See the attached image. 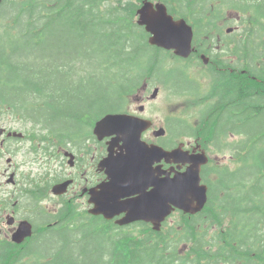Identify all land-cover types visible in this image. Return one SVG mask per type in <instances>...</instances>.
I'll return each instance as SVG.
<instances>
[{"label":"trees","instance_id":"1","mask_svg":"<svg viewBox=\"0 0 264 264\" xmlns=\"http://www.w3.org/2000/svg\"><path fill=\"white\" fill-rule=\"evenodd\" d=\"M185 1L169 0L170 11L194 26L197 53H204L206 44L224 34L225 25L232 22L227 17L236 15L240 24L233 47L227 43L222 48L237 56L233 71L213 73L209 93L191 96L195 105L204 106L203 112L195 122L178 117L182 119L178 128L196 133L222 155L233 147L244 149L251 141V149L241 160L251 168L249 193L235 200L230 194L219 199L217 189L229 187L235 176L230 173L221 184L209 180L213 190L206 214L183 220L185 235L174 233L179 242H167L169 231L157 232L154 239L145 224L141 227L147 235L139 242L101 217L88 214L73 222L76 210L65 206L62 219L56 218L58 230H39L21 245L0 237V264H186V260L192 264H264V0ZM103 4L104 0H4L0 5V114L9 111L32 122L34 128L40 125L39 132L33 130L34 138L45 132V139L64 142L82 132L83 124L93 126L101 115L125 111L127 99L157 72L165 80L172 78L175 88L194 91L187 85L190 77L185 70L162 66L164 58L177 56L150 45L149 34L136 22L134 0L110 4L102 11ZM59 19L67 30L70 26L89 29L94 37H106V44L94 46L104 55L103 67L122 75L124 81L113 79L117 87L105 88L94 98L89 92H77L87 78L83 72L87 67L81 70L83 64L75 56L58 61L40 51L50 25ZM75 100L87 106L79 109L84 104ZM35 189L30 190L31 198L39 202ZM229 211L236 218L228 219ZM181 243L190 244L192 256H177ZM90 246L96 256L92 262L87 260ZM68 247L76 255L61 260Z\"/></svg>","mask_w":264,"mask_h":264},{"label":"flooded vegetation","instance_id":"2","mask_svg":"<svg viewBox=\"0 0 264 264\" xmlns=\"http://www.w3.org/2000/svg\"><path fill=\"white\" fill-rule=\"evenodd\" d=\"M155 3H165L167 6H169V0H151ZM200 0H186L187 3H194L199 2ZM144 0H138V8H140L143 5ZM230 37V39H227L229 42L235 41L236 37L232 36L231 34L221 37L220 35H217L215 37V43L220 41L221 39ZM196 51H197V45H196ZM195 51L190 59H184L182 60L183 65L186 69L189 67V61H193L194 59L198 60L204 68L213 67L218 72H224L226 69H230L233 71V66L236 65V59L237 56L233 52H222L223 57L219 58L218 61L215 60V56L212 53H206V56L208 57L207 60H204L202 58V55L205 53H198ZM211 54V55H210ZM179 59V58H178ZM197 62L199 65L200 63ZM186 63V64H185ZM208 89L211 88L213 85L208 84ZM152 89L151 85H148L147 83H143L139 88L137 89V92L133 95L134 100L129 102L128 109L124 111V113H130L135 114L137 116L143 117L150 122V126L148 129H146L142 134V139L146 144L149 146L158 144L163 146V148L170 150L174 149L176 147L182 146L184 152L187 156H196L199 155L201 158H204L206 154L209 157L208 164L204 165L202 168V178L203 183L206 184L209 188V198H211V192L213 190V187L211 186L209 180L214 179L216 183H223L228 177H230V173L235 176V179L233 182L230 183L229 187L220 186V190L218 192V189L216 191L217 197L219 196V199L225 198L228 194H230L232 197L231 199L235 200L240 197H242V194L244 193L245 196L249 193V189L252 188V180H251V168L250 166H243L241 163L242 160V154L245 155L247 152L251 149V141H248L246 143V147L244 149H241L239 147H234L230 149L231 152H228L227 154H224L222 158L224 160H228V162H220L218 159H214V162H212V158L208 154V149H210L209 143L207 140H203L201 137H198L196 133L193 132H180L178 127L180 126L181 119H177L176 117L169 123L165 122V125L163 127L158 126L157 118L151 109V103L155 100L153 98V95L155 93V90H153V93L149 95V91ZM132 106H135L137 109H132ZM159 128H165L166 132L164 134H158ZM11 133L10 131L5 130L0 134V147L3 149H9L12 148L13 145H16L15 149H22L23 145L27 142H29V147L31 151H35L39 153L41 151L40 156H44L42 161L46 165L47 172L44 174L45 178H52L51 182L53 184H60L64 183L66 181H70V186L65 194L62 195H54L50 191L49 196L54 197L56 199H63L66 198L69 202V205L71 207H74L76 209L75 216L76 217H84L85 215H88L89 209L92 207L90 204L91 202V190L97 186H99L101 183L108 182L110 180L109 178V172H108V164H111L110 160H106L109 157L110 154V146L113 138L112 137H106L103 140H99L94 133H91L88 135L86 132H78L73 133L72 135H75L67 144L66 147L64 145H61L59 140L55 139L53 142L46 141L44 139H40L37 143H33L32 141H29L27 138V135L22 136H14V134L8 136V134ZM119 145H123V142H119ZM21 146V147H19ZM114 154H118L120 152V148L118 145H114ZM12 152L17 156V151L12 149ZM18 157V156H17ZM211 161V162H210ZM103 162H105V165H103ZM23 163V162H22ZM9 165H12V161L9 163ZM53 166L56 168H59L58 173H54ZM190 167L189 163H169L166 160H163L161 163H155L154 168L156 170L162 171L160 174L161 177H169L174 176L176 174V171H186ZM211 169H213L211 171ZM250 170V171H249ZM9 171V169H8ZM52 171V173H50ZM13 173V174H12ZM9 176V182H14L16 178V173L10 172L8 173ZM43 178V177H42ZM17 184V181L16 183ZM43 190L46 193L45 185H41ZM150 189H152L150 187ZM244 196V195H243ZM82 203L81 207L76 206V203ZM65 203H62L60 208H58L55 212V214H61L62 206ZM88 213V214H87ZM203 214H206V211L197 213V214H188L180 211L179 209L176 210L171 214L170 217L164 222L162 230L164 228H167L170 232L167 238V242H179L180 237L176 236L174 234L175 227L173 224L170 223V219L173 217L181 216L183 217V220H192L194 218H199ZM11 216L14 221L12 224H16L18 221L17 212L15 209H13L10 212L6 210L3 214V217L8 218ZM125 216V214H121L119 217H116L112 222L114 223L116 219H121ZM236 218L235 214L232 211H229L228 219ZM24 220V219H22ZM142 224H145L147 226L148 230H151L153 233V238L156 239L158 237V234L153 231V227L150 223L144 222V221H138L135 223H132L128 226H118L119 229H123L122 233H131L134 235V231L141 228L142 231H144V236L147 235L146 231L143 230L141 227ZM50 225V224H49ZM15 227V226H11ZM200 232H203V229L201 227H198ZM1 230V229H0ZM165 230V229H164ZM163 230V232H164ZM186 233V232H185ZM166 234V233H164ZM185 235V234H184ZM7 237L6 235H4ZM135 241H144V237H136L134 235ZM150 243V242H149ZM148 244V243H147ZM187 244V243H186ZM188 245V244H187ZM210 247V246H207ZM190 250V244L189 248L186 251L185 255L180 254V251L177 253V256H189L191 253H189ZM181 256V257H182ZM192 256V255H191ZM186 264H192V262L186 260ZM216 264V263H211ZM223 264H229V263H223Z\"/></svg>","mask_w":264,"mask_h":264},{"label":"water","instance_id":"3","mask_svg":"<svg viewBox=\"0 0 264 264\" xmlns=\"http://www.w3.org/2000/svg\"><path fill=\"white\" fill-rule=\"evenodd\" d=\"M138 14V23L151 34L149 42L152 45L173 50L178 56H190L194 30L185 19L175 20L165 4L154 5L149 1L144 2ZM157 94L158 89L153 98ZM149 126V121L126 113L108 114L96 123L94 133L100 139L116 134L114 142L123 141L121 149L124 152L114 156L112 147L107 159L111 162L108 164L110 181L92 190L94 208L90 213L108 219L125 213L120 224L145 220L153 222L160 230L162 222L176 208L191 213L203 209L208 199V187L201 184V168L208 161L206 154L201 158L199 155L187 156L182 146L171 151L159 145L149 146L142 140V133ZM164 132L160 129L158 134ZM164 159L169 163H189L190 167L184 172L176 171L174 177L162 178L153 165ZM154 174L157 177L152 180ZM68 186L69 182H66L56 186L54 191L62 189L65 192ZM30 231L31 225L23 222L14 234V240L22 242L30 236Z\"/></svg>","mask_w":264,"mask_h":264},{"label":"rangeland","instance_id":"4","mask_svg":"<svg viewBox=\"0 0 264 264\" xmlns=\"http://www.w3.org/2000/svg\"><path fill=\"white\" fill-rule=\"evenodd\" d=\"M120 1L125 0H104V4L102 6V11L108 5H117ZM182 10V9H181ZM228 20H232L231 25L224 28V35L235 34L239 31L238 23L240 20L236 15L232 14L230 17H227ZM240 24V23H239ZM232 27V30H229ZM83 35V37H81ZM224 37V36H223ZM203 39V38H202ZM108 42L106 37H94L92 35V31L89 29L78 30L70 26L68 30L64 27V24L61 19L54 21L50 25V29L48 30V36L45 42L40 47V51L43 55L47 56L51 60H63V59H73L74 56L77 57L83 66L79 67L83 70L87 67L86 71L87 78L84 80L83 84L77 88V92H81L83 95H87L89 92L91 97L97 96L101 91L105 88H116L117 86H113L112 80L117 79L116 82H123L124 79L122 75H114L109 72L107 69L103 67L104 55L95 48L94 45L103 46ZM203 43V42H202ZM220 45H223V42H219ZM211 55V54H210ZM198 60H193L189 63V70L192 73L191 77L200 81V88L198 91L200 93H206L208 90L209 79L206 77V74L209 72L208 68H204L203 65L197 63ZM186 64V63H185ZM79 65V63H77ZM76 65V66H77ZM162 66L165 70L182 67V62L173 59L164 58L162 62ZM162 76V77H161ZM159 75L155 73L153 77H150L148 80V85H151L152 89L149 91V95L153 93L155 88L159 89L158 95L155 100L151 103V109L153 110L156 118L158 126L163 127L165 122H171L175 117H181L184 119L195 120L198 118L199 113L203 112V105H192L193 98L190 94H180L175 88V81L172 78H167L169 80H165L163 75ZM197 85L196 81H190L188 83L189 88L193 89ZM152 96V95H151ZM129 100V98L127 99ZM134 100V97L131 98V102ZM76 104H84L79 105L78 108L82 109L86 107L85 101L75 100ZM127 109V103L125 104ZM132 109H137L135 106H132ZM103 115L98 117L95 121L99 120ZM83 132H86L88 135L93 133V127L90 125L83 124ZM40 125L34 128L32 122H26V119L22 116L15 115L12 112L6 111L0 114V128H6L16 131H21L27 133L28 131L36 130L39 132ZM45 134V132H41ZM94 135V134H93ZM21 147V146H19ZM22 149H15L16 145H13L11 149L17 151L18 159L13 166L11 167L7 162L9 155L2 154L0 157V198H12L15 195H19L20 188H16V185H12L7 183L8 173L11 169L16 170L17 180L19 185L27 186L30 181L34 180V176L40 179L43 174L47 171L46 165L42 161L44 156H40L41 151L39 153L35 151H31L29 147V142L25 143ZM208 154L214 161V159H218L220 162H228V160H224L222 156L216 153V150L213 145H210V149H208ZM19 161L23 162L24 166H20ZM9 169V171H8ZM54 173H58L59 168L53 166ZM52 172V171H51ZM212 179V177H211ZM32 199L28 194L23 196L22 198V208L17 212L18 221L16 224H12L15 227H11L12 225L8 222V219L4 218L0 223V235H6L9 238H12L15 232L18 230V225L22 219H28L32 223L35 219H32L31 212H34L36 217V227H38L39 223L47 220H51L53 215L56 213L55 211L60 208L62 203L69 202L66 198L56 199L54 197L48 196L45 199H42L36 207L32 208L29 205V201ZM82 203H76V206L81 207ZM46 208V212L42 211V208ZM11 213V212H10ZM76 220H81L79 217L75 216ZM183 217L176 216L170 219V223L174 225L175 232H179V236H183L185 234L184 225L182 224ZM59 228H53V230H58ZM168 229L165 228L164 233L167 234ZM56 232V231H55ZM144 231L141 228L134 231V235L136 237H144ZM73 235V237H76ZM44 237V235L40 238V240ZM59 238V237H58ZM59 240V239H58ZM180 254H185L189 248V245L181 243L178 246ZM91 246L88 247V256L87 260L92 262L96 256L90 252ZM76 255L73 248L68 247L65 248V251L60 256L61 260H69ZM223 264V263H222Z\"/></svg>","mask_w":264,"mask_h":264}]
</instances>
